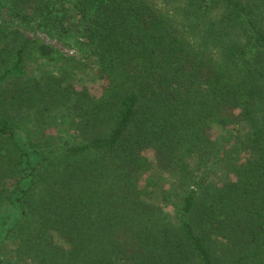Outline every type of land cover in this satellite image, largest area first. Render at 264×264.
Segmentation results:
<instances>
[{
  "label": "trees",
  "instance_id": "1",
  "mask_svg": "<svg viewBox=\"0 0 264 264\" xmlns=\"http://www.w3.org/2000/svg\"><path fill=\"white\" fill-rule=\"evenodd\" d=\"M73 16L98 94L29 70L67 60L41 36ZM40 245L42 264H264V0H0V262Z\"/></svg>",
  "mask_w": 264,
  "mask_h": 264
},
{
  "label": "rangeland",
  "instance_id": "2",
  "mask_svg": "<svg viewBox=\"0 0 264 264\" xmlns=\"http://www.w3.org/2000/svg\"><path fill=\"white\" fill-rule=\"evenodd\" d=\"M68 22V31L60 40L43 37L39 34L44 42L56 47L62 56L67 57V60H62L59 68H52V65L46 63L44 58L41 57L42 55L39 52H36L35 57L31 59L32 61H29V70L32 74H38L41 69L40 66L44 69H52L55 74H63V77L67 78L66 81H70L75 86L89 88L91 92L98 94L103 81L96 76L95 65L82 59V55L84 54L83 43L80 36L82 24L75 16H73ZM215 130V125H212L210 132L212 136H216ZM48 132L55 133L53 128H50ZM146 154L149 158L153 157L151 150L146 151ZM215 178H217V176H215ZM13 246L15 249V245ZM41 248V245L38 246V250L36 251L38 253H33L32 258H27V261L23 264L44 263L41 253L42 250H39Z\"/></svg>",
  "mask_w": 264,
  "mask_h": 264
}]
</instances>
